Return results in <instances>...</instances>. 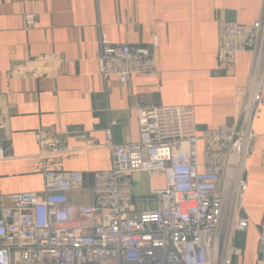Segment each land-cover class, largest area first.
Masks as SVG:
<instances>
[{
  "label": "crops",
  "instance_id": "0c3cea01",
  "mask_svg": "<svg viewBox=\"0 0 264 264\" xmlns=\"http://www.w3.org/2000/svg\"><path fill=\"white\" fill-rule=\"evenodd\" d=\"M31 11L36 24L25 29L23 14ZM261 16L264 0H0V215L11 194L43 190L45 165L81 171L83 187L69 201L89 203L94 173L109 169L111 156L77 134L104 145L110 127L112 142L135 141L138 104L191 105L199 129L244 119L257 135L244 163L248 225L236 235L240 253L231 264H264L257 248L264 224V89L258 110L241 112L264 83V58L246 50L224 70L216 57L218 21L250 24ZM101 37L151 48L157 75L135 74L125 83L102 78ZM39 130L60 149L78 151L42 157ZM131 181L136 209L152 206L150 186L164 187L162 174L149 179L135 172Z\"/></svg>",
  "mask_w": 264,
  "mask_h": 264
},
{
  "label": "built area",
  "instance_id": "2783aa9c",
  "mask_svg": "<svg viewBox=\"0 0 264 264\" xmlns=\"http://www.w3.org/2000/svg\"><path fill=\"white\" fill-rule=\"evenodd\" d=\"M36 15L23 14L25 29L35 26ZM246 50L264 58V17L250 24L218 21L216 57L222 68H233ZM96 62L102 78L120 83L135 74L157 75L151 48L111 44L105 37ZM263 89L264 83L241 112L258 110ZM136 110L135 141L112 142L110 127L104 145L76 135L89 147L105 146L111 156L110 168L94 173L89 203L69 201L68 194L83 187L81 171L46 165L42 191L9 196L0 215V264H231L240 253L236 235L248 225L242 214L244 163L256 133L244 119L199 129L191 105L138 104ZM36 137L42 157L78 151L60 149L48 132L39 130ZM135 172L164 177L163 188L150 186V207L135 208ZM257 248L264 253V224Z\"/></svg>",
  "mask_w": 264,
  "mask_h": 264
}]
</instances>
